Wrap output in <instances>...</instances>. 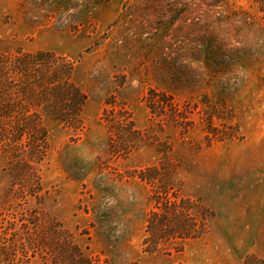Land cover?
<instances>
[{
  "label": "rangeland",
  "instance_id": "1",
  "mask_svg": "<svg viewBox=\"0 0 264 264\" xmlns=\"http://www.w3.org/2000/svg\"><path fill=\"white\" fill-rule=\"evenodd\" d=\"M50 1L0 0V52L44 50L73 62L72 80L86 95L82 123L74 128L42 115L47 147L33 165L41 182L37 197L12 195L20 190L12 182L21 176L29 135L15 142L16 154H6L0 142V210L26 216L36 210L62 222L94 264H264V35L237 37L234 47L246 45L240 54L250 53L225 65V88L210 75L177 86L159 79L163 52L132 33L133 25L154 17L155 4L128 2L133 22H122L117 17L127 0H108L61 24V15L34 4ZM225 6L261 24L253 0ZM153 87L169 88L190 108L192 123L174 127L152 117L145 95ZM112 105L143 132L144 144L130 153L108 149L100 117ZM155 164L169 170L165 183H175V194L207 210L209 230L149 251L143 240L156 209L154 188L128 175ZM5 223L0 217V237Z\"/></svg>",
  "mask_w": 264,
  "mask_h": 264
},
{
  "label": "trees",
  "instance_id": "2",
  "mask_svg": "<svg viewBox=\"0 0 264 264\" xmlns=\"http://www.w3.org/2000/svg\"><path fill=\"white\" fill-rule=\"evenodd\" d=\"M106 1L51 0L34 4L38 8L46 7L53 16L61 15L59 22L67 24L64 22L73 21L72 16L80 19ZM132 1L153 3L159 8L154 11V17L133 25L132 33L150 50L163 52L159 63V79L163 83L180 86L191 84L190 81L205 82L210 75L216 80L213 84L225 88V74L229 70L225 65L239 64L250 53L240 54L246 45L234 47L237 37L250 38L252 31L264 35V0H253L262 13L259 26L247 16L227 9L226 0H127L118 20L133 22L128 19L132 14L128 2ZM70 9L76 12L68 13ZM72 71L73 62L51 51L0 52V142H6L5 153L16 154L15 142L24 133L29 135L27 157L19 165L21 176L12 182L20 190L13 192V197L23 194L37 197L41 189L33 165L47 147L42 115L74 128L82 123L80 114L86 95L73 82ZM145 102L152 117L166 118L174 127L182 125L181 121H186L185 128L192 123L188 116L190 108L180 104L169 88H150ZM100 121L107 129L108 149L112 154L130 153L144 144L143 132L122 107L105 108ZM169 175V170L159 164L133 170L128 175L154 188L156 209L146 218L143 240L149 251L158 249L161 243L199 238L209 230L210 214L175 194V183H165ZM5 210H0V217L6 222L0 237V264H94L76 242L75 234L62 222L46 218L43 212L37 214L36 210L28 216Z\"/></svg>",
  "mask_w": 264,
  "mask_h": 264
}]
</instances>
